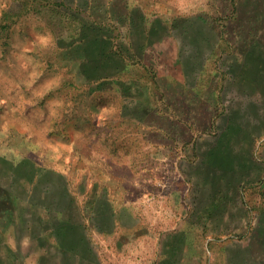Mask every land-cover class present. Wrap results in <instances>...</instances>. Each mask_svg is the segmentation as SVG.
<instances>
[{
  "label": "rangeland",
  "instance_id": "rangeland-1",
  "mask_svg": "<svg viewBox=\"0 0 264 264\" xmlns=\"http://www.w3.org/2000/svg\"><path fill=\"white\" fill-rule=\"evenodd\" d=\"M233 3L247 19L231 22L236 31L228 34L243 63L239 31L256 24L264 47V0H93L101 18L129 10L153 26L151 47L140 54L155 69L159 95L136 65L96 80L94 62L83 60V47H68L46 0H0V264H264V115L227 138L224 117L216 118L219 136L189 131L162 109L174 105L180 119L185 102L170 91L181 81L178 94L205 88L207 74L223 70L212 51L196 72L203 84L187 86L176 43L163 33L180 18L221 22ZM128 21L119 24V44L142 40ZM199 34L193 45L204 42ZM137 80L150 94L133 87ZM210 97L205 90L203 100ZM195 100L190 121L205 125L212 115ZM245 131L255 137L241 144ZM50 205L72 221L60 218L59 235H51Z\"/></svg>",
  "mask_w": 264,
  "mask_h": 264
},
{
  "label": "trees",
  "instance_id": "trees-1",
  "mask_svg": "<svg viewBox=\"0 0 264 264\" xmlns=\"http://www.w3.org/2000/svg\"><path fill=\"white\" fill-rule=\"evenodd\" d=\"M92 2L93 0H46V5L49 9L53 10L51 16L54 18L55 25H59L61 30L67 33L68 36L66 37L70 39L68 47L71 49L75 46L83 47V60L94 62L95 69H97V72H95L96 80L100 82L103 80L111 81L112 79L110 78L120 75L129 65L140 64L144 67L148 76L150 74L152 75V82L154 83V87H156L155 90L158 92L160 81L156 78L155 69H151L147 67L148 65H144L142 63L143 58H140V50H145L150 46L153 26L149 25L147 29H143V22L140 21L138 24L133 11L123 12L117 20H115L114 15H111L110 9H108V16H102L101 18L95 10L92 11ZM87 3L88 8L86 7ZM232 9L233 11L230 14L224 15L222 13L220 17L222 19L221 22L215 21L216 19H210L208 14H203V17L180 18L175 20V25L163 33V36L171 37L176 42L177 57L180 61L182 76L187 86L189 85L188 83H193L195 73L199 70L198 68L203 65L208 55L212 51H215L217 42L222 45L226 42L227 46L230 48L229 50L225 48L219 55L223 63V70L220 73L223 79V84L221 85V92L223 95L221 94V98L226 101L222 105L221 110L218 111V114L214 117L215 126L210 129L212 135H217V133H219L220 136L222 127H220L216 118L219 119L224 117L227 128L223 130V134L227 135V138L237 135V131L243 133L242 131L244 129L242 126L245 125L240 126V124L247 123L246 121H248V119L255 121V119L260 118L262 114L264 115V82L259 79L261 76L260 74H262V60H264V57H262L264 47H262V41L260 40L262 37L261 30L255 31L256 24H252L246 31L245 29L239 31L238 34L242 35L240 37L245 39V50L242 52L241 50L238 51L242 53L243 63H240L237 59V55L232 52L235 45L229 42L231 39L228 40V34L231 37L230 34L236 31L234 30L235 25L231 22L240 23L241 25V23L247 22V19L243 17V14L239 12V9H237L234 3ZM220 12H222V10ZM257 14L258 10L253 9L250 11V15L253 19ZM123 20L128 21L127 24L131 26V28L134 27L139 30V36L142 40L136 42L131 41L132 39L130 38V42L127 41L125 43L122 41V44L117 42L120 37L119 35L123 31L122 27L119 26L120 22ZM197 23L199 24V29H195ZM156 29L155 27L154 30ZM197 33H200L199 35L204 37V42H200L201 44L199 46L192 44V42L195 41V34ZM217 35H219V37H217ZM126 37H128V33L124 35L125 39ZM133 39L135 38L133 37ZM125 44H127V47ZM128 46H130V48ZM253 76L258 78L257 82L251 78ZM188 88L191 89L192 87L189 85ZM147 93L150 94L148 91ZM245 132L247 133L244 134V139L240 142L241 144L246 143L247 139L250 140V138L254 139L255 137L253 135L254 133L250 131ZM232 139H234V137H232ZM219 143H223L222 140L218 139L215 145H219ZM230 144L225 149L231 152L232 146L230 147ZM227 155V158L230 159L229 153H227ZM236 163L239 164V161ZM231 165L232 164L229 166ZM8 198V195L4 197L5 200H8ZM100 200L102 203L109 205L106 195H102ZM72 202L73 200L70 201V203ZM69 208H72V206L70 205ZM46 211H48L46 213H48V223L51 226V235H59L60 232L58 233V230L60 231L62 225L64 227L63 220L66 224L72 223V221L70 222L66 219L63 214L62 216H57V210L54 209L52 205L47 207ZM78 211L80 210L78 209ZM60 218H63V220H60ZM91 219L93 218L91 217ZM80 235L81 239L84 241L85 235H83L84 237L82 234Z\"/></svg>",
  "mask_w": 264,
  "mask_h": 264
},
{
  "label": "crops",
  "instance_id": "crops-1",
  "mask_svg": "<svg viewBox=\"0 0 264 264\" xmlns=\"http://www.w3.org/2000/svg\"><path fill=\"white\" fill-rule=\"evenodd\" d=\"M127 11H129V10H127ZM130 28H129V30L132 32V28H131V26H129ZM143 29H147V27L145 26V25H143ZM129 31V32H130ZM138 33H139V30H138ZM217 37H219V35H217ZM166 38H171V37H167L166 36ZM173 41H175L174 39H172ZM176 43V42H175ZM149 47H151V46H148L147 47V49L149 48ZM177 48V47H176ZM147 49H145V50H147ZM223 50H225V47H224V45H222L221 43H219V42H217V46H216V48H215V52H216V55H217V57H216V61H218V62H220L219 64H223L222 63V58L219 56L220 54H221V52L223 51ZM143 51V50H142ZM209 54V53H208ZM224 54H225V52H224ZM144 57H145V54H144ZM144 57H142V56H140V58H143L142 60H143V64L144 65H148L147 67H149V68H151V69H154V68H152L149 64H147L145 61H144ZM176 59L178 60V64L180 65V67H181V64H180V61H179V59H178V57H177V49H176ZM208 59H209V56H208V58L205 60V62L203 63V65L202 66H200L198 69L199 70H202V69H204V64L208 61ZM136 66H140V67H142L143 69H144V67L142 66V65H140V64H135ZM130 66V65H129ZM128 66V67H129ZM131 66H134V65H131ZM128 67L125 69V70H127L128 69ZM199 70H197V71H199ZM208 76H207V78H208V80H207V83H206V85H205V88L204 87H199L198 89H193V88H191L190 90H188L187 92H185V93H179V94H181V95H179L178 93H176V91L175 90H177V89H180V86H181V83H182V81L180 82V84H179V86L176 88V89H174V91H172L171 89V91L170 92H172V93H174V96L176 95V96H179V98L180 99H182V100H184V102H185V109L184 110H182V116H181V118L179 119L176 115H178L176 112V108L174 107V105H172V106H170V105H164L165 107L164 108H162V109H164L165 111H166V116L168 117V118H170L171 120L172 119H174V121L175 122H181V123H183L185 126H186V128H187V130H189V131H191V130H193V127H196V128H198L200 131H204V132H207V133H211L210 132V129L212 128V127H214L215 126V121H214V117L218 114V111H220L221 110V108H222V105L225 103V99H222L221 98V94L223 95V93L221 92V88H220V85H222L223 84V79L221 78V74H220V72H217L215 75H212L211 74V71H210V73H208L207 74ZM157 79H159L158 77H156ZM194 78V80H193V84H195V85H197V84H203V82H202V80H201V78H199V76H198V74H196L195 73V77H193ZM182 79H183V76H182ZM222 80V81H221ZM213 82V86L215 85V87H214V89H212V85H211V83ZM129 84V83H128ZM132 86V85H131ZM135 86H139V87H142V89H144L145 90V92H144V94L147 92V86L145 85V83H139V81L138 82H134L133 83V87H135ZM159 90V89H158ZM205 90H206V93H211V96H212V98L210 97V98H206V100H203V97H204V92H205ZM215 91H216V93H215ZM132 91H131V87H129L128 86V88H126V89H124V91H123V93L125 94V98H126V100L127 101H131L132 99L130 98V96H129V93H131ZM159 92H161V91H158V94L160 95V93ZM162 95H163V93H161ZM193 96H195V97H199L200 98V100H195V101H199L200 103H202L201 105H200V108L202 109V111L203 112H207V113H209L210 112V114L212 115L211 116V119L207 122V124H205V125H201V124H198V122H196V124L194 123V122H192V121H190V120H192V116L190 117V114H189V110H190V108L188 109L187 107H190L191 106V101H192V97ZM207 101L208 102H210V103H207ZM187 103V104H186ZM159 110V109H158ZM160 111V110H159ZM202 115H203V113H202ZM207 115V114H206ZM196 117H197V115H196ZM191 118V119H190ZM172 128V127H171ZM168 132H166L165 131V129H162L161 130V132L162 133H164L165 135H167V134H170V133H172V132H170L171 130H167ZM175 144V143H174ZM217 145L218 144H214L213 146H212V149L213 150H216V149H218L217 148ZM240 156V155H239Z\"/></svg>",
  "mask_w": 264,
  "mask_h": 264
}]
</instances>
